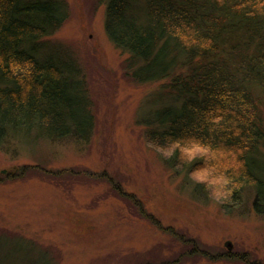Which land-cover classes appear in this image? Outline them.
Returning <instances> with one entry per match:
<instances>
[{"label": "trees", "instance_id": "obj_1", "mask_svg": "<svg viewBox=\"0 0 264 264\" xmlns=\"http://www.w3.org/2000/svg\"><path fill=\"white\" fill-rule=\"evenodd\" d=\"M102 3L105 34L128 54L130 77L162 81L137 119L146 140L166 148V162L180 171L206 166L224 194H250L257 210L264 207V0ZM68 14L66 0H0V149L38 152L45 143L80 147L91 139L94 115L82 66L51 38ZM192 144L206 153L191 169L182 149ZM37 162L0 170V182L30 169L66 171ZM12 240L51 264L45 250Z\"/></svg>", "mask_w": 264, "mask_h": 264}, {"label": "rangeland", "instance_id": "obj_2", "mask_svg": "<svg viewBox=\"0 0 264 264\" xmlns=\"http://www.w3.org/2000/svg\"><path fill=\"white\" fill-rule=\"evenodd\" d=\"M66 1L68 17L51 38L82 66L93 132L80 147L0 149V170L37 161L66 170L0 182V234L11 238L0 240L3 263L45 260L12 240L20 239L51 264H264V207L250 194H224L206 166L192 169L206 153L198 145L182 149L192 170L166 162L169 151L150 144L137 120L162 81L130 77L128 54L105 34L102 0Z\"/></svg>", "mask_w": 264, "mask_h": 264}]
</instances>
